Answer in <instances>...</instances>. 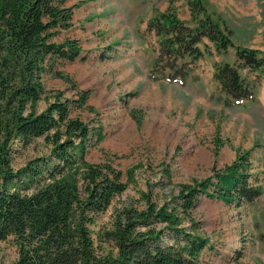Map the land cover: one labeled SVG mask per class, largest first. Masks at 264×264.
Wrapping results in <instances>:
<instances>
[{
	"label": "rangeland",
	"instance_id": "obj_1",
	"mask_svg": "<svg viewBox=\"0 0 264 264\" xmlns=\"http://www.w3.org/2000/svg\"><path fill=\"white\" fill-rule=\"evenodd\" d=\"M75 3L80 4L73 10L72 27L55 40L76 39L80 53L44 74L45 92L37 111L53 101L55 92L61 100L69 99L70 116L102 129V138L88 148L85 159L112 165L127 182L89 225L97 251L117 254L113 232L124 209L138 213L154 203L156 209L169 210L183 185L214 181V174L230 166L237 154L247 153L249 168L242 184L259 188L261 194L251 201L236 195L225 203L198 193L190 215H179V226L208 236L200 254L203 263L264 264V70L240 69L252 84L253 96L233 102L215 78L214 65L234 59V49L218 53L203 39L198 46L204 44V52L191 64L192 76L184 83L150 79L157 37L146 34L138 43L128 25H136L139 35L137 28L144 29L149 18L169 8L190 21L186 0H66L67 5ZM206 3L214 18L227 23L236 44L264 49V0ZM56 70L67 79L56 76ZM81 92L87 99L75 105ZM12 148V165L19 169L48 155L51 144L39 136L27 145L16 141ZM151 226L172 241L164 222L151 221L137 229ZM17 255L11 236L0 241V264H11Z\"/></svg>",
	"mask_w": 264,
	"mask_h": 264
},
{
	"label": "trees",
	"instance_id": "obj_2",
	"mask_svg": "<svg viewBox=\"0 0 264 264\" xmlns=\"http://www.w3.org/2000/svg\"><path fill=\"white\" fill-rule=\"evenodd\" d=\"M186 3L190 21L171 8L148 20L146 32L157 37L148 77L184 83L192 76L191 64L204 52V44L202 48L198 44L205 38L218 53L235 49L234 63L214 65L220 87L233 101L252 98V84L240 69L264 70V49L235 45L231 29L212 16L206 0ZM79 4L0 0V241L13 238L18 255L11 264H206L200 254L208 236L185 231L179 215H190L201 192L225 203L236 195L248 201L259 196V188L242 184L249 168L247 153L237 154L230 166L214 174V181L207 178L183 185L169 210L156 209L152 203L142 212L118 213L113 232L117 254L100 253L94 245L89 225L126 189L127 182L112 165L85 159L88 148L102 138V129L70 116L69 99L61 100L55 92L53 101L37 111L45 92L44 74L80 53L76 39L55 40L72 27L73 10ZM86 99L87 93L81 92L73 103L80 105ZM39 136L51 144L49 154L13 168V143L27 145ZM131 175L129 170L127 176ZM151 221L164 222L172 241L154 226L137 229Z\"/></svg>",
	"mask_w": 264,
	"mask_h": 264
},
{
	"label": "crops",
	"instance_id": "obj_3",
	"mask_svg": "<svg viewBox=\"0 0 264 264\" xmlns=\"http://www.w3.org/2000/svg\"><path fill=\"white\" fill-rule=\"evenodd\" d=\"M162 12V11H161ZM150 19V18H149ZM148 19V20H149ZM148 20H147V22H148ZM147 22L144 24V29H142V27H139V28H137L138 29V34L139 35H136V30H135V28H136V25H133V27H132V25L130 26V25H128L129 27V31L131 32V38H133V40H136V42H138V43H141V41H142V39H145V38H142V31H146V28H147ZM227 24V23H226ZM130 28H131V30H130ZM148 33V32H147ZM148 34H151V35H154L152 32H150V33H148ZM155 36V35H154ZM127 41V38L126 39H123L121 42H126ZM142 43H143V41H142ZM145 44V43H144ZM156 45H157V43H156ZM245 46H247V45H245ZM248 47H253V46H248ZM82 51V50H81ZM152 51L154 52V47L152 48ZM236 60V56L234 55V59H232L231 61H228V60H226L225 62H234Z\"/></svg>",
	"mask_w": 264,
	"mask_h": 264
}]
</instances>
